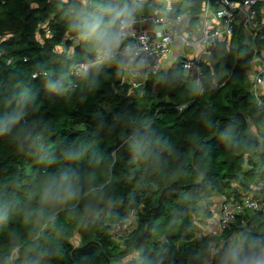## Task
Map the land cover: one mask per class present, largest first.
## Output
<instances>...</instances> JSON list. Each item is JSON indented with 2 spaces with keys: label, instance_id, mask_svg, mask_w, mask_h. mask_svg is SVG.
I'll return each instance as SVG.
<instances>
[{
  "label": "trees",
  "instance_id": "trees-1",
  "mask_svg": "<svg viewBox=\"0 0 264 264\" xmlns=\"http://www.w3.org/2000/svg\"><path fill=\"white\" fill-rule=\"evenodd\" d=\"M220 1L0 0V264H264V214L196 236V219L211 217L204 197L238 199L264 180V107L248 76L264 38L235 30L230 47L220 43L203 93L187 88L179 62L142 96L118 93L109 65L72 76L102 51L100 37L112 40L103 50L126 43L118 24L130 12L196 22ZM49 179L73 180L79 195L45 201ZM130 219L120 240L110 234ZM214 241L224 242L209 258Z\"/></svg>",
  "mask_w": 264,
  "mask_h": 264
},
{
  "label": "built area",
  "instance_id": "built-area-1",
  "mask_svg": "<svg viewBox=\"0 0 264 264\" xmlns=\"http://www.w3.org/2000/svg\"><path fill=\"white\" fill-rule=\"evenodd\" d=\"M135 12L120 19L118 24V37L126 43L119 49L99 51L87 61L76 64L72 76H83L91 67L109 65L118 70V93L125 97L142 96L153 77L167 74L179 62L184 81L189 84L191 80L196 91L203 93L204 68L206 65L212 68L209 60L220 42L227 40L229 44L235 30L246 33L248 41L259 36L264 38V0H222L214 7L206 2L199 23L193 28L186 14L172 17L167 9H155L149 15L136 17ZM145 26L147 30L142 28ZM39 30L47 37L51 36L47 22ZM8 38L7 35H0V44ZM174 50L173 61L168 63L167 59ZM258 59L263 60L264 55L263 59ZM248 76L256 104L264 107V69L256 70ZM37 77V74L33 75V78ZM254 190L256 193L240 192L238 199L232 195L223 199L219 205L218 234L214 236L230 229L236 218L246 211L264 214V180H259ZM133 223L134 219H130L115 224L110 234L114 237L123 236L131 231ZM232 241L233 237L226 242ZM222 242L210 243L209 258Z\"/></svg>",
  "mask_w": 264,
  "mask_h": 264
},
{
  "label": "crops",
  "instance_id": "crops-1",
  "mask_svg": "<svg viewBox=\"0 0 264 264\" xmlns=\"http://www.w3.org/2000/svg\"><path fill=\"white\" fill-rule=\"evenodd\" d=\"M135 16L138 17V16H145V15L142 14V13H140V14L139 13L138 14L135 13ZM188 21H189L190 26L192 28L196 27L198 25V23H199V20L196 21V22L191 21L190 17L188 18ZM142 28L147 30L146 26L142 27ZM244 35L246 36V33H244ZM220 43H225V46L230 47V43L227 44V40L222 41ZM175 52H176V50H174L172 55H171V57L167 59L168 63L170 62V60L173 61V55L175 54ZM263 55H264V50L260 51L259 55H257L254 58V60L252 61L251 68H250V71H249L248 75H250L251 73H253L256 70L264 69ZM258 58H262L263 60H259ZM209 61H210V67H211V64H212V68H213L214 55ZM205 67H208V66L206 65ZM212 68H210V69H212ZM213 83H214V86H217V84H216L217 82L215 80H213ZM191 84L194 85V83L191 80H190L189 84L186 83L187 88L190 89V90H196L195 85H194L195 88H193V89L190 88ZM240 192H246V191H244L242 189H239L238 197H239V193ZM229 196L230 195H225V194L218 193V194H212L210 196H207V197L203 198L202 202L200 203V207L203 209L204 212L210 214L211 217L210 216L209 217H205V216L201 215L200 217H198L196 219L197 234L199 236L202 235V234H205V235L207 234V235H212V236L218 234L217 221H218L219 205L223 201L224 198H227Z\"/></svg>",
  "mask_w": 264,
  "mask_h": 264
},
{
  "label": "clouds",
  "instance_id": "clouds-1",
  "mask_svg": "<svg viewBox=\"0 0 264 264\" xmlns=\"http://www.w3.org/2000/svg\"><path fill=\"white\" fill-rule=\"evenodd\" d=\"M112 43L111 39H105L100 37L98 39V45L101 47V50L104 49L106 45ZM111 49H109L110 51ZM43 199L47 200H59L61 202L67 203L75 199L79 195V188L76 186L73 180H65L58 184H54L52 180L43 181Z\"/></svg>",
  "mask_w": 264,
  "mask_h": 264
},
{
  "label": "rangeland",
  "instance_id": "rangeland-1",
  "mask_svg": "<svg viewBox=\"0 0 264 264\" xmlns=\"http://www.w3.org/2000/svg\"><path fill=\"white\" fill-rule=\"evenodd\" d=\"M190 88L193 89V88H195V87H194L193 84H191V85H190ZM204 235H205V234H204ZM72 240H73V242L76 243L78 239H77V237H74ZM117 240H120V237H118ZM231 243H232V245H231V249H232V250H237V248L239 247V236L236 235V236L234 237V240H233Z\"/></svg>",
  "mask_w": 264,
  "mask_h": 264
}]
</instances>
